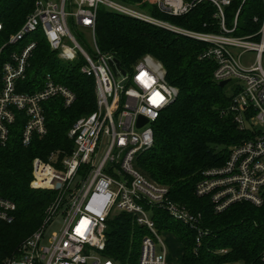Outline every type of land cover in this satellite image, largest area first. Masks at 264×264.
Listing matches in <instances>:
<instances>
[{
    "label": "built area",
    "instance_id": "1",
    "mask_svg": "<svg viewBox=\"0 0 264 264\" xmlns=\"http://www.w3.org/2000/svg\"><path fill=\"white\" fill-rule=\"evenodd\" d=\"M153 2L160 12L174 17L187 15L201 3H210L216 9L217 32L186 30L116 0H37L20 30L0 47L1 146L9 142L18 119L24 120L21 139L25 147L35 136L45 137V103L60 99L69 108L77 99L70 88L51 77L35 93L19 91L18 83L26 79L30 59L38 46L37 34L47 40L62 61L84 59L81 72L95 79L97 94L96 110L77 120L69 130L68 136L74 143L72 152L58 150L46 160L34 159L31 187L56 191L57 197L48 208L43 225L3 264H116L103 252L107 221L117 213L129 214L147 232L142 238L138 264H169L170 249L157 228L155 210L164 211L172 220L196 231L198 243L207 234L201 227L200 214L174 201L168 187L149 180L136 167L138 156L154 145V125L176 100L179 90L167 81L164 66L150 55L129 72L122 67L125 75L120 71L115 74L112 64L116 57L103 53L96 41L100 7L207 44L200 59L213 60L214 81H227L233 89L226 115L249 137L228 149L221 166L202 172L195 194L208 198L216 213L233 204H263L264 15L255 32L239 36L235 32L240 7L229 24L225 8L230 0ZM76 27L88 33L92 48L81 44L73 32ZM2 30L0 24V33ZM66 40L72 45L66 44ZM246 52L254 54L250 66L242 63ZM140 117L148 122L138 127ZM106 136L108 148L99 159ZM78 177L79 184L73 189ZM16 210L13 201L0 195V224L12 223ZM60 214L64 215V226L45 244L46 231Z\"/></svg>",
    "mask_w": 264,
    "mask_h": 264
},
{
    "label": "trees",
    "instance_id": "2",
    "mask_svg": "<svg viewBox=\"0 0 264 264\" xmlns=\"http://www.w3.org/2000/svg\"><path fill=\"white\" fill-rule=\"evenodd\" d=\"M36 1L0 0V47L20 30ZM116 1L186 30L217 32L216 9L210 3H201L187 15L174 17L160 12L153 0ZM230 1L225 8L229 24L240 7L235 35L255 32L264 15L263 0ZM76 34L89 49L86 40ZM36 39L38 46L30 59L26 79L18 83L19 91L35 93L51 77L70 88L77 99L69 108L60 99L46 102L48 134L43 138L35 136L30 146L22 144L24 120L20 119L12 128L9 142L0 145V195L17 206L14 221L0 224V264L43 225L47 210L57 197L56 191L31 187L34 159L46 160L58 150L72 152L74 143L68 136L69 130L97 108L95 79L81 72L84 59L64 62L41 34ZM96 41L103 53L113 54L128 72L144 56H152L164 66L167 81L179 90L176 100L154 125V145L138 156L136 167L149 180L168 187L174 201L201 215V227L207 234L198 243L196 231L172 220L164 211L155 210L157 228L166 235L169 249L174 240L180 245V264H264V200L260 207L239 203L216 213L208 198L195 194L202 172L221 166L228 149L249 137L226 115L233 89L228 84L221 88L214 81L213 60L200 59L207 44L106 7L98 10ZM146 234L129 214L117 213L107 221L103 255L116 264H138ZM220 250L226 252L219 253Z\"/></svg>",
    "mask_w": 264,
    "mask_h": 264
},
{
    "label": "rangeland",
    "instance_id": "3",
    "mask_svg": "<svg viewBox=\"0 0 264 264\" xmlns=\"http://www.w3.org/2000/svg\"><path fill=\"white\" fill-rule=\"evenodd\" d=\"M136 9L140 10L138 8H136ZM73 32L75 34L77 32L81 36V38L86 40L88 46L92 48V41L90 39V36L88 35V33L85 30H82V29L76 27V29L73 30ZM76 36L78 38V35H76ZM78 40H79V38H78ZM65 43L72 45L69 40H66ZM253 60H254V54L253 53L246 52V53H244L242 55V63H243L244 66H250L253 63ZM108 144H109V138L106 136V137H104V139L102 141V146H101V149L99 151V159H101V157L104 156V154H105V152H106V150L108 148ZM80 179H81L80 177H78L76 179V181L73 184V189L77 187V185L79 184ZM37 190H42V189H37ZM63 226H64V215L60 214L55 219V221L48 227V229L46 231V234H45L44 243L47 244V242H48V240L50 238H52L55 234H59L61 232ZM163 235L166 238V235L165 234H163ZM174 241H173V243H172V245L170 247L169 264H180V253L178 254V252H179V250L181 248H180V245L177 244L176 242L174 243Z\"/></svg>",
    "mask_w": 264,
    "mask_h": 264
},
{
    "label": "water",
    "instance_id": "4",
    "mask_svg": "<svg viewBox=\"0 0 264 264\" xmlns=\"http://www.w3.org/2000/svg\"><path fill=\"white\" fill-rule=\"evenodd\" d=\"M113 70L115 72V74H118V71L122 72V74H126L125 70L122 68L121 63L118 59L114 60V63L112 64ZM228 82L227 81H223L220 82L218 84L219 87H224ZM148 122V120L146 118L140 117L139 122H138V127L143 126L144 124H146ZM57 187L59 188L60 185H57Z\"/></svg>",
    "mask_w": 264,
    "mask_h": 264
}]
</instances>
